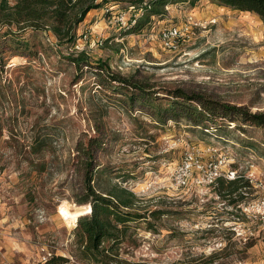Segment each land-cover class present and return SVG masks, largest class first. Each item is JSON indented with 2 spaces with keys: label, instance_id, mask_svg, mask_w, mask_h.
I'll return each instance as SVG.
<instances>
[{
  "label": "rangeland",
  "instance_id": "374dc122",
  "mask_svg": "<svg viewBox=\"0 0 264 264\" xmlns=\"http://www.w3.org/2000/svg\"><path fill=\"white\" fill-rule=\"evenodd\" d=\"M106 9L87 15L79 49L58 46L51 32L41 38L45 49L37 42L36 54L0 42V264H45L52 255L66 258L60 264H97L81 254L69 208H76L73 196L85 178L86 156L77 147L96 134L104 144L92 152L100 168L95 187L133 191L136 209L147 216L123 232L121 260L264 264V128L223 119L218 130L213 121L204 129L180 109L158 118L91 73L76 82L69 60L84 52L147 88H182L264 112L263 21L198 0L169 4L131 32ZM168 24L188 30L178 51L161 44L160 28ZM155 104L169 103L160 97ZM210 149L234 157L222 165L224 179L176 188L172 174L183 156L196 151L209 164L217 156ZM229 170L236 171L235 183Z\"/></svg>",
  "mask_w": 264,
  "mask_h": 264
},
{
  "label": "trees",
  "instance_id": "16d2710c",
  "mask_svg": "<svg viewBox=\"0 0 264 264\" xmlns=\"http://www.w3.org/2000/svg\"><path fill=\"white\" fill-rule=\"evenodd\" d=\"M186 1L195 4L198 0H15L13 4L10 0H0V42L6 40L14 49H24L36 54L37 42L45 49L41 38L48 37V32H51L57 38L58 46L70 50L80 38L81 24L94 9L107 7L113 10V7H118L125 10H142L143 13L136 23L128 28L131 32H139L152 22L153 17L164 15L169 4ZM212 1L256 14L264 23V0ZM28 35L32 40L26 38ZM70 55L69 60L77 73L76 82L86 73H91L98 78L100 85L116 93L125 94L131 105L138 103L151 107L158 118L165 113L177 115L180 109L204 129H209L206 127L207 121H213L215 124L219 122L218 126L213 128L218 130L224 120L264 128V112H251L182 88L167 91L147 88L144 82L115 73L108 63L95 64L84 52ZM0 56H3L1 46ZM160 97L167 99L169 103L164 108L162 104H155ZM103 144V137L96 134L89 136L86 144L81 142L77 147L79 154L86 156L85 178L73 196L77 205L76 208L69 207L70 218L73 222L78 220L75 232L77 243L81 254L97 264H140L121 260L118 250L123 242V232L129 227L130 222L147 219L146 214H141L136 209L138 203L136 194L118 184L112 185L104 192L93 183L100 168L92 152L96 149L101 150ZM223 179L219 178L218 181ZM65 259L63 256L52 255L45 264H60L61 260L67 261Z\"/></svg>",
  "mask_w": 264,
  "mask_h": 264
},
{
  "label": "built area",
  "instance_id": "2783aa9c",
  "mask_svg": "<svg viewBox=\"0 0 264 264\" xmlns=\"http://www.w3.org/2000/svg\"><path fill=\"white\" fill-rule=\"evenodd\" d=\"M111 11L112 19L122 23L123 25L130 28L133 26L138 17L143 13L142 10H133L128 9L127 11H116L106 9V12ZM133 12V13H130ZM139 12V13H136ZM187 28L179 27L174 24L164 25L160 28V40L164 49L169 51H178L187 38ZM85 38L88 36L85 35ZM81 38V37H80ZM80 38L77 40L79 41ZM103 43L102 41H99ZM80 44L76 42L74 48L79 49ZM211 155H217L215 161L209 162L206 164L200 157L197 155L196 151L187 152L181 162L176 166L172 174V180L176 188H186L192 183H196L198 186H211L214 185L220 175H222V165H229L230 162L234 161V157L228 160V156L219 153L216 149L208 150ZM226 177L231 180L237 179L236 171L229 170L226 174Z\"/></svg>",
  "mask_w": 264,
  "mask_h": 264
},
{
  "label": "crops",
  "instance_id": "0c3cea01",
  "mask_svg": "<svg viewBox=\"0 0 264 264\" xmlns=\"http://www.w3.org/2000/svg\"><path fill=\"white\" fill-rule=\"evenodd\" d=\"M96 10H98V9H94V10L90 11L89 14L92 13L93 11H96ZM89 14H88V15H89ZM85 20H86V19H85Z\"/></svg>",
  "mask_w": 264,
  "mask_h": 264
}]
</instances>
